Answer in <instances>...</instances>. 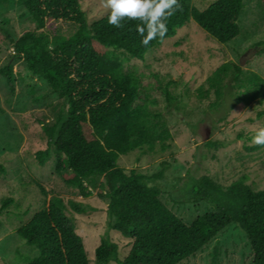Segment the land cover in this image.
<instances>
[{"label":"trees","instance_id":"1","mask_svg":"<svg viewBox=\"0 0 264 264\" xmlns=\"http://www.w3.org/2000/svg\"><path fill=\"white\" fill-rule=\"evenodd\" d=\"M80 1L23 0L24 12L36 29L17 37L7 33L6 37L13 44L10 58L22 59L26 68L44 79L50 91L64 101L65 111H59L53 123L41 125L45 147L34 152L38 165L44 166L52 156L53 173L65 186L83 198L96 191L107 201L109 228L131 240L127 255L119 258L118 246L106 232L95 248V262L178 264L233 223L249 241L252 264H264V189L254 190L244 179L222 185L208 174L192 176L184 188L187 200L206 201L214 210L185 224L159 197L157 181L162 179L167 162H161L160 170L150 175L117 164L120 155L152 150L171 137L168 128L157 121L160 115L149 109L153 101L143 93L140 79L124 70V61L144 60L148 50L174 36L191 19L220 44L230 42L240 34L238 20L244 0H214L204 9L193 6L192 0H178V7L167 17L164 36L147 44L136 31L140 23L136 19L125 17L116 27L108 24L107 14L88 25ZM47 20L71 22L77 28L67 37L49 36L44 31ZM3 26L0 23L1 31ZM261 44L264 52V42ZM0 76L13 88L12 62L0 67ZM228 77L251 89L237 94L238 102L264 97V79L230 60L214 69L206 79L207 86L198 87V95L208 98L213 93L211 107H218ZM163 92L170 106L175 96L168 85ZM263 115L264 109L257 112L258 118ZM3 169L0 165V171ZM32 179L45 199L44 206L17 230L25 244L36 250L24 264H89L64 199ZM11 201L2 202L0 214ZM68 204L79 214L96 210L79 200L69 199Z\"/></svg>","mask_w":264,"mask_h":264},{"label":"rangeland","instance_id":"2","mask_svg":"<svg viewBox=\"0 0 264 264\" xmlns=\"http://www.w3.org/2000/svg\"><path fill=\"white\" fill-rule=\"evenodd\" d=\"M213 1L192 0V5L204 9ZM79 8L88 25L110 11L105 0H82ZM0 23H4L3 31L0 29V67L9 60L15 75L13 88L0 76V165L4 168L0 171V207L4 200L12 199L0 214V264H24L36 255V250L17 235L18 228L44 206L45 197L32 178L66 202L89 264H97L95 248L106 232L117 244L119 258L125 257L131 240L109 228L107 201L98 197L96 191L83 198L65 186L53 173L52 156L44 166L35 160L34 152L45 147L41 125L53 123L59 111H65L64 101L50 91L44 79L33 75L22 59L10 58L13 44L7 33L17 37L36 29L24 12L23 0H0ZM238 24L240 34L220 44L191 19L174 36L148 50L144 60L129 58L123 64L126 72L140 79L143 93L153 101L149 109L160 115L157 121L168 128L171 137L152 150L120 155L117 164L150 175L160 170L161 162H167L162 179L157 181L159 197L185 224L214 210L206 201L187 200L184 188L192 176L208 174L222 185L244 179L254 190L264 189V144L252 142V136L264 127V115L257 117V112L264 109V97L238 102L237 94L244 95L251 89L247 83L238 85L231 77L225 79L223 100L216 108L211 107L215 101L213 93L208 98L197 93L198 87L207 86L206 79L214 69L229 60L264 79V0H244ZM76 28L71 22L47 20L44 31L49 36L67 37ZM167 85L175 96L170 106L163 92ZM209 142L212 144L207 145ZM69 199L96 210L76 213L70 208ZM178 264H252V251L245 233L230 223L200 251Z\"/></svg>","mask_w":264,"mask_h":264},{"label":"clouds","instance_id":"3","mask_svg":"<svg viewBox=\"0 0 264 264\" xmlns=\"http://www.w3.org/2000/svg\"><path fill=\"white\" fill-rule=\"evenodd\" d=\"M110 9L108 24L119 27L123 18L140 21L136 31L141 34V42L147 44L153 38H162L167 31V17L178 7V0H105ZM252 142L264 144V127L252 136Z\"/></svg>","mask_w":264,"mask_h":264}]
</instances>
